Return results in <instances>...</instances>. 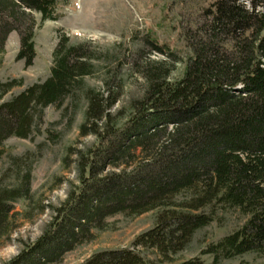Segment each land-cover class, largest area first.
I'll return each mask as SVG.
<instances>
[{"label":"trees","instance_id":"trees-1","mask_svg":"<svg viewBox=\"0 0 264 264\" xmlns=\"http://www.w3.org/2000/svg\"><path fill=\"white\" fill-rule=\"evenodd\" d=\"M68 0H0V53L16 31L17 59L36 56L34 13L41 23L60 17ZM50 76L2 101L21 79L0 81V159L10 137L41 131L45 109L76 113L85 105L81 136L95 143L78 151V184L52 208L43 234L7 264H51L105 229L116 214L157 210L154 226L135 237L134 248L103 250L80 264H158L137 247L154 251L161 264H205L201 257L177 262L196 231L214 220V205L239 209L245 222L201 252L213 264L247 252L264 255V0H213L202 21L188 30L183 75L172 79L181 51L153 32L142 38L133 69L143 90L131 100L123 124L112 112L123 85L117 65L98 89L87 83L99 59L91 41L72 44L60 34ZM161 55L152 59L149 54ZM10 183L0 181V237L9 235L15 205L32 199V164L14 156ZM186 193L183 198L179 195ZM44 210V207L41 209ZM239 264H264L241 262Z\"/></svg>","mask_w":264,"mask_h":264},{"label":"rangeland","instance_id":"rangeland-1","mask_svg":"<svg viewBox=\"0 0 264 264\" xmlns=\"http://www.w3.org/2000/svg\"><path fill=\"white\" fill-rule=\"evenodd\" d=\"M213 0H68L57 7L60 17L41 23L39 13H34L38 26L35 29L36 56L30 66L17 59L20 48L16 31L9 34L4 53H0V81L21 79L23 85L13 87L2 101L11 99L27 86L44 81L50 76L53 51L59 35L66 34L72 44L91 41L97 48L99 59L87 83L98 89L103 81L121 63L118 76L123 85L120 101L112 112L118 114L119 124H123L132 113L131 100L139 97L143 90V80L133 68L138 59L139 49L149 50L143 37L153 32L159 42L168 43L171 48L181 51L182 61L177 62L171 74L179 79L184 72L187 49L185 37L188 30H195L201 23L204 9ZM154 59L161 55L152 53ZM69 100L60 108L48 106L45 109L41 131L30 138L10 137L5 142V155L0 159V181L10 183L14 179V156L22 162L32 164V199L19 200L15 205L11 233L0 237V264H7L16 257L27 243L39 239L48 222L52 219V208L66 199L68 192L78 184V151L95 143L93 135L81 136L79 126L84 120L85 105L79 103L76 113L65 111ZM188 194L183 193L179 198ZM42 207L44 210L42 211ZM214 220L196 231L187 248L177 257V262L201 257L205 264H213V256L202 254L209 244L217 242L240 227L247 218L239 209L214 205ZM158 211L152 210L139 215L116 214L107 218L105 229L94 230L93 238L77 244L66 251L59 262L51 264H80L93 253L103 250L134 248L135 237L151 229ZM148 258L160 263V257L152 250L137 247ZM264 262V255L247 252L234 258L223 259L219 264H239L241 262Z\"/></svg>","mask_w":264,"mask_h":264}]
</instances>
